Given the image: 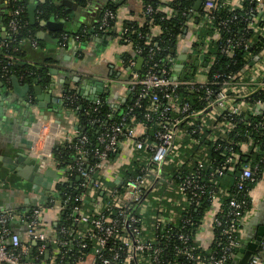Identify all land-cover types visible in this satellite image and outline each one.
<instances>
[{"label":"built area","instance_id":"obj_1","mask_svg":"<svg viewBox=\"0 0 264 264\" xmlns=\"http://www.w3.org/2000/svg\"><path fill=\"white\" fill-rule=\"evenodd\" d=\"M229 3L202 0V22H211L206 27L212 34L189 49L197 64L183 75L169 46L147 39L132 47L129 66L137 57L142 62L122 81L128 92L122 113L104 121L97 98L83 108L97 127L96 145L78 127L65 132L58 126L53 133L74 150L73 162L59 166L52 145L38 147L43 119L31 123L29 152L39 170L53 168L57 180L65 173L81 179L90 206L68 204L69 196L60 201L48 191V208H56L59 220L67 205L65 220L75 226L61 225L58 235L40 229L43 202L33 201L22 213L1 209L0 264H22L30 242L36 243L33 260L39 264H235L246 239L256 244L245 264H264V234L243 235L253 210L252 187L264 178V0H234L244 6L212 21L213 11ZM152 10L143 5L144 16ZM155 10L171 14L168 5ZM21 11L11 12L9 33L17 31ZM111 20L115 28L116 13L105 9L98 27ZM157 31L151 27L152 34ZM116 32L120 37L122 28ZM70 36L79 42L67 33L61 39ZM3 56L0 75L7 81L14 58ZM126 147L131 156L125 158ZM83 198L79 193L73 200ZM14 220L25 227L22 239L10 228Z\"/></svg>","mask_w":264,"mask_h":264},{"label":"crops","instance_id":"obj_2","mask_svg":"<svg viewBox=\"0 0 264 264\" xmlns=\"http://www.w3.org/2000/svg\"><path fill=\"white\" fill-rule=\"evenodd\" d=\"M44 1H50L54 5V10L48 13L46 18L38 20L39 29L36 38L40 43L33 45L31 41L26 42L22 48L24 51L22 61L26 64L45 66L49 72V82L41 83L35 79L29 83L21 76H15V82L12 78L5 81L0 75V210L12 208L21 213L25 212L33 201L42 202L46 200V193L53 191L51 186L55 182L54 178L48 182L46 188L16 173V166L23 167L26 164L24 161H17L20 155L18 152L25 153L29 157L32 155L29 152L31 123L37 118L43 119L44 127L41 130L43 137L39 138L38 147L53 146L58 141L53 135V133L58 134V126L65 132L78 127L75 112L70 111L65 114L61 109L63 104L61 101L66 90L76 88L81 98L89 100L101 92L109 91V101L117 104L119 100L124 101L128 97L126 84L122 81L128 78L133 70L138 69L128 64V60L133 57H128L129 59L125 57L127 53L133 54V48L129 43L120 41L118 35L108 39L101 37L102 40L99 42L91 37L84 43L78 42L71 36L66 41H62L61 35L63 31L93 27L105 3H113L117 7L118 19L114 28L116 31L121 29L124 20L141 23L143 0H83L82 3L78 0H27V5L32 2L36 9ZM230 1L234 2V0ZM73 3H76L78 9ZM36 20L34 11V21ZM40 31L45 32L46 36L39 38ZM197 31V27L190 23L184 27L182 34L178 35V39L171 47L178 53L180 75L184 74L185 68H189V65L197 64V61L191 62L193 58L188 52L195 41L200 39ZM8 33L6 25L0 21V38H5ZM201 39H207V36ZM178 48L181 49V53L176 51ZM104 78L111 81L105 82ZM99 82L101 84H98ZM47 130L52 132L48 138L44 137ZM127 155L130 157L131 153L126 147L122 156ZM10 159L14 163L12 171L6 166L11 163ZM10 177L19 180L20 184L11 183ZM251 193L254 196L253 210L246 219L243 235H257L258 227L264 226V178L252 187ZM58 216L54 206L45 209L40 217V229L53 233L58 223ZM11 225L15 229L14 232L22 239L25 234L24 225L18 220L12 221ZM35 246V242H30L28 253L21 258L22 264H34V257L30 253Z\"/></svg>","mask_w":264,"mask_h":264},{"label":"trees","instance_id":"obj_3","mask_svg":"<svg viewBox=\"0 0 264 264\" xmlns=\"http://www.w3.org/2000/svg\"><path fill=\"white\" fill-rule=\"evenodd\" d=\"M78 1H80L81 3L83 2V0ZM194 2L195 0H171L168 2H163L160 0H143V4H150L153 10L150 13L146 14V16L143 15V21L141 23L133 20H124L121 25L122 34L119 38L120 41L126 42L125 40L129 39L132 41L131 47H133L134 45L143 46V42L145 40L151 39L158 43H163L164 45H167L171 48L175 44V41L178 39V35L182 34L180 28L182 26L187 27L190 23H193L197 27V32L200 39L204 36L211 35L212 29H210L209 27L207 29L206 27L207 24L209 25L211 22H202V20L205 18V13L202 10L201 6L197 11L193 9L190 13L187 12L188 8H193ZM158 5L170 6L171 14L167 16L165 12L155 10ZM243 6L244 4H241V6H237L231 2L223 8L221 7L215 9L213 11L214 18L212 19V21H215L219 18H224L229 15L230 12L239 10ZM17 7L22 8V11L17 16V31L14 33H8L5 38H0V41L3 42V45L0 46V58L2 60L0 63V74L2 72L1 66L6 61L3 54L9 53L13 55L14 61L9 67L12 71H10V73L8 74H12L17 77L21 76L23 80L29 83L35 79L39 80V82L41 83H48L49 72L47 68L45 66H40L37 64L31 65L23 63L22 57L24 55V51L22 48L26 42H29L32 39L35 40L37 44L40 43L36 38V33L39 29L38 20L46 18L47 14L54 10V5L50 1H44L43 3L39 4L38 7L35 9V15L37 20L31 23L27 13V0H0V21L4 25H6L7 29L8 21L11 17V12ZM105 9H111L113 12H115L116 19H118L116 12L117 7L113 3H105L102 6L99 18L101 17ZM99 18L97 22L94 23V26L91 28L81 27L73 31H63L62 34L67 33L68 35L72 36L78 35V40L81 43L88 41L91 37L96 34L104 39L113 38L117 35L119 36V33L116 32L114 29L115 20L109 21L107 27L99 28ZM154 25L158 27V31L156 34H152L151 32V27ZM134 56V53L125 54V57L127 58ZM142 56H144V53H142ZM108 94L109 91L101 92V94L95 96V99L97 98L101 100V106L97 115L104 121L116 119L122 113L125 108V105L128 102V99L126 98L124 101L119 100V103L113 104L109 101ZM68 95H73V97L71 99H66ZM64 96L65 99L63 100L61 109L64 110L63 112L65 114L66 112L70 111L75 112L78 118L77 122L79 131L82 134H85L88 140L93 142L92 140L94 139V136L97 133V127L95 126V124L89 122L82 113L83 108L91 104V100L81 98L79 93L76 91V88L66 90L64 92ZM91 145L95 146L96 143L93 142L91 143ZM51 151L55 161L59 164V166H64L67 162H73L76 157V155L74 154V150L68 148L66 144L63 143L55 142L52 146ZM119 168L120 170H123L124 167ZM11 177L9 178V181L11 183H14L15 185L20 184L19 180L18 182L16 178L14 179V177ZM80 181L81 179H78L75 175H69L65 173V175L62 176L61 179H58L53 183V191H50L51 197H54L61 201L63 200V198L69 196L70 200H68V204L72 202L73 204L76 203L78 205L89 207L90 201L86 196V189L79 186ZM79 193L84 194L83 200H73L75 195ZM42 202L45 205V209H47L48 205H50L48 199L43 200ZM44 210L42 212H44ZM67 213H70V211L69 207L66 205V208L60 214L58 223L54 228V232L57 235L59 227L61 225H65L69 229H71V227H75L72 225V221L65 220ZM11 223L9 224L10 228L12 231H14L15 229L13 228ZM26 253H28V250ZM30 254L34 257L36 254L35 249ZM33 262L34 264H37L39 260H33Z\"/></svg>","mask_w":264,"mask_h":264},{"label":"water","instance_id":"obj_4","mask_svg":"<svg viewBox=\"0 0 264 264\" xmlns=\"http://www.w3.org/2000/svg\"><path fill=\"white\" fill-rule=\"evenodd\" d=\"M202 0H195L194 5H193V9L195 11H197L201 5ZM76 3H73V5H75ZM76 8L78 9V6L75 5ZM34 11H35V4L34 3H29L27 5V13H28V18L31 21V23L34 22ZM43 36H46V33L43 31H40L38 33V37L42 38ZM48 40H51L48 38ZM183 58V55L181 56ZM142 62V58L141 57H137L136 59V63H135V68H140V64ZM181 67V65H179ZM49 71H53L51 69H49ZM12 80L15 82L16 81V77L13 75L11 76ZM98 84H101V82H99ZM28 87V85H26V88ZM67 88V86H65ZM100 90V89H99ZM95 98L92 97L90 98V100H93ZM28 125V123H27ZM26 130H27V126H26ZM20 153V155L17 158V161H24L26 164L23 165V167H19L16 166V173L18 175H20L21 177H23L24 179H27L37 185H42L45 186L46 188H48V182L51 181L52 178H54L55 180H57V173L53 168H46L44 171H40L39 170V163L36 160V158L34 156H27L25 153ZM11 163L6 164L7 168H9V170H14V163L11 161V159L9 160ZM25 166V167H24ZM119 177L115 180V182H118L119 178L122 177V173H119L118 175ZM258 233H257V238H260L261 235L264 234V226L260 225L258 227ZM255 242H251L249 240L246 239L245 241V248H242L239 252L240 255V259L238 260L237 263L235 264H245L247 258L250 256V253L252 251V249L255 246Z\"/></svg>","mask_w":264,"mask_h":264},{"label":"flooded vegetation","instance_id":"obj_5","mask_svg":"<svg viewBox=\"0 0 264 264\" xmlns=\"http://www.w3.org/2000/svg\"><path fill=\"white\" fill-rule=\"evenodd\" d=\"M3 78V77H2Z\"/></svg>","mask_w":264,"mask_h":264}]
</instances>
